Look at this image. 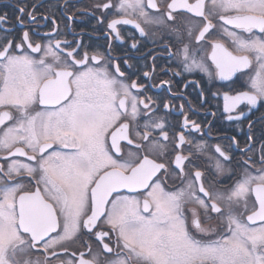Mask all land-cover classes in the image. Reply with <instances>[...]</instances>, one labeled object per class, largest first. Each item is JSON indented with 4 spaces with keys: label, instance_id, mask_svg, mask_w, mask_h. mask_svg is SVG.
<instances>
[{
    "label": "snow or ice",
    "instance_id": "snow-or-ice-1",
    "mask_svg": "<svg viewBox=\"0 0 264 264\" xmlns=\"http://www.w3.org/2000/svg\"><path fill=\"white\" fill-rule=\"evenodd\" d=\"M14 7L0 264H264V0Z\"/></svg>",
    "mask_w": 264,
    "mask_h": 264
},
{
    "label": "flooded vegetation",
    "instance_id": "flooded-vegetation-1",
    "mask_svg": "<svg viewBox=\"0 0 264 264\" xmlns=\"http://www.w3.org/2000/svg\"><path fill=\"white\" fill-rule=\"evenodd\" d=\"M70 2L75 4L78 8H88L90 5V0H70ZM17 3H28L29 5L34 3L35 5H37L38 13L51 14L49 11L51 10V12H56L57 16H59L60 12L57 10V8L58 5H62L64 3V0H0V12H7L13 23H15V16H16L14 5H16ZM95 23L96 21L94 19H91L89 17H84L83 22L77 20L74 22L73 26L76 28L77 31H79L81 27H85L89 32H91L92 25H95ZM60 26L61 28H63L64 26V21L62 19L60 21ZM124 27H127L129 29L131 28V26H124ZM97 29L99 30V26H97ZM42 31H47V29H42ZM92 42L95 44L103 45L105 43V39L102 35H100L98 38L94 36ZM146 51L147 49L143 48L141 53L131 52L129 54L139 58V56L143 55V53ZM139 62L144 63L145 61L140 60ZM147 62L151 63L150 60ZM158 63L162 65L163 61H158ZM163 78L166 79L167 77H163ZM187 92L190 94V98L193 99L194 103H196V93L191 88L188 89ZM161 95H166V93H161ZM179 102H180L179 100L176 101V103ZM259 114L260 113H256L257 116ZM193 119L203 120L204 119L203 111L202 110L199 111L196 115L193 116Z\"/></svg>",
    "mask_w": 264,
    "mask_h": 264
}]
</instances>
